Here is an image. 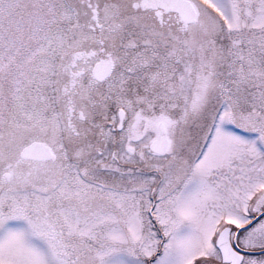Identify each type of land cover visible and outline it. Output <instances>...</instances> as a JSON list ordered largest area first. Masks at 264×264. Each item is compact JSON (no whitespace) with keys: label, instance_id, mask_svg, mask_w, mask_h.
Wrapping results in <instances>:
<instances>
[{"label":"snow or ice","instance_id":"6c2138e0","mask_svg":"<svg viewBox=\"0 0 264 264\" xmlns=\"http://www.w3.org/2000/svg\"><path fill=\"white\" fill-rule=\"evenodd\" d=\"M0 264H264V0H0Z\"/></svg>","mask_w":264,"mask_h":264}]
</instances>
